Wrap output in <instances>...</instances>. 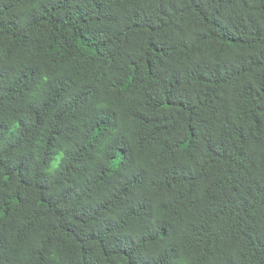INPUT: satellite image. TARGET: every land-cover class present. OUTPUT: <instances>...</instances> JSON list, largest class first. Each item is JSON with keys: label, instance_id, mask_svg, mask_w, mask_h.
<instances>
[{"label": "trees", "instance_id": "trees-1", "mask_svg": "<svg viewBox=\"0 0 264 264\" xmlns=\"http://www.w3.org/2000/svg\"><path fill=\"white\" fill-rule=\"evenodd\" d=\"M0 264H264V0H0Z\"/></svg>", "mask_w": 264, "mask_h": 264}]
</instances>
